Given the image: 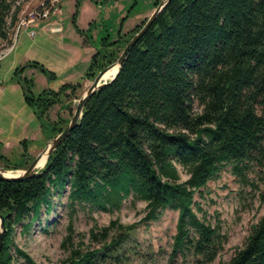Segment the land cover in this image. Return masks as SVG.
I'll list each match as a JSON object with an SVG mask.
<instances>
[{"label":"trees","instance_id":"16d2710c","mask_svg":"<svg viewBox=\"0 0 264 264\" xmlns=\"http://www.w3.org/2000/svg\"><path fill=\"white\" fill-rule=\"evenodd\" d=\"M16 4L0 0L5 42L18 23ZM159 4L156 0L155 7ZM146 22L131 36L120 33L115 41H102L82 82L36 95L34 79L23 77L26 70H37L51 82L56 74L37 62L17 68L18 83L45 136L67 127L49 126V111L116 63ZM22 145L26 152L27 143ZM255 162L264 164V0H171L117 77L86 103L78 125L49 156L41 176L0 179V213L9 215L0 264L13 262V227L38 220L44 207L51 210L54 194L67 190L71 207L109 214L120 212L131 198L142 201L144 223L159 220L166 210L178 212L173 255L211 264L226 238L220 224L199 217L203 210L195 198L226 168L245 177ZM260 198L264 204V190ZM133 228L113 221L100 236ZM116 240L99 251L73 250L67 264H96ZM15 253L23 264H42L21 249ZM225 264H264V215Z\"/></svg>","mask_w":264,"mask_h":264},{"label":"rangeland","instance_id":"374dc122","mask_svg":"<svg viewBox=\"0 0 264 264\" xmlns=\"http://www.w3.org/2000/svg\"><path fill=\"white\" fill-rule=\"evenodd\" d=\"M42 2L17 0L20 12L10 42L0 38V168H8L10 171H7L14 174L26 170L48 142L61 134L52 136L50 133L52 138L43 134L41 123L18 83L17 68L37 62L56 74L57 78L51 82L37 70H26L23 77L34 79L36 95L44 89L59 90L63 84L82 82L102 41H115L120 33L130 35L156 9V0H63L60 14L53 19L58 27L41 30L32 26L31 30L36 33L32 39L28 34L30 30L24 27L19 30V26L21 20ZM90 25L92 28L88 31ZM90 48H94L92 55ZM92 83L84 81L75 98L63 96L62 102L49 111L45 122L49 126L57 122L67 126ZM23 142L27 143V153ZM16 167L21 169L11 170ZM179 169L182 179L186 180L185 171ZM262 190L264 164L255 162L245 177L226 168L196 196L195 201L203 210L198 213L199 217L213 226L220 224L221 234L226 238L211 264L230 262L236 251L244 246L253 227L264 215ZM68 197V190L55 193L49 212L44 207L38 220L30 218L13 227L12 264H23L16 256V248L37 263L67 264L73 250H103L113 239H117L116 246L110 252L101 253L96 264H195L193 258L172 253L178 212L166 210L159 220L144 223L146 204L142 201L134 202L131 198L120 212L109 214L91 210L89 206L73 208ZM113 221L134 228L120 232L113 229L108 236H100ZM29 223V229L25 230ZM93 231L96 238H93Z\"/></svg>","mask_w":264,"mask_h":264},{"label":"water","instance_id":"95a60500","mask_svg":"<svg viewBox=\"0 0 264 264\" xmlns=\"http://www.w3.org/2000/svg\"><path fill=\"white\" fill-rule=\"evenodd\" d=\"M170 1L171 0H162V2L158 5V7L155 9L152 15L149 17V19L147 20L143 28L131 39V41L125 47L124 51L120 55L117 62L108 66L96 76L92 85L89 87L87 92L79 100L75 114L72 120L69 122V124L65 128V130L61 134L57 135L54 139L49 141L45 149L34 159L31 165L26 170L22 171L19 175L7 176L6 173H8V171L4 168H0V179L1 180L6 181V182H19V181H24V180H28V179L41 176L42 169L39 170L38 168L40 166V163L44 155H47V160H48L49 156L65 142V140L69 137V135L72 133V131L76 128L79 121L81 120L83 110H84L86 103L92 98V96L98 90H100L103 86L107 85L108 83H110L117 77L120 71V68L124 64L127 56L130 54L133 48L137 45V43L141 40V38L149 31V29L152 27L155 20L159 16V14L164 10V8L168 5ZM114 67H118V71L116 75L109 81H106L104 79L105 75L110 70H112ZM8 219H9V215L3 216L0 213V254L3 249L4 238L7 232L6 221Z\"/></svg>","mask_w":264,"mask_h":264},{"label":"built area","instance_id":"2783aa9c","mask_svg":"<svg viewBox=\"0 0 264 264\" xmlns=\"http://www.w3.org/2000/svg\"><path fill=\"white\" fill-rule=\"evenodd\" d=\"M61 2L62 0H43L39 7L33 9L24 19L21 20L19 30L21 27L30 30L28 32L29 37L34 39L36 33L34 29L31 30L32 26L38 27L43 22L51 19L52 16L60 14Z\"/></svg>","mask_w":264,"mask_h":264},{"label":"bare ground","instance_id":"6f19581e","mask_svg":"<svg viewBox=\"0 0 264 264\" xmlns=\"http://www.w3.org/2000/svg\"><path fill=\"white\" fill-rule=\"evenodd\" d=\"M117 71H118V67H114L112 70H110L106 75H105V77H104V79L106 80V81H109L110 79H112L115 75H116V73H117ZM46 163H47V155H44V157H43V159H42V161H41V163H40V166H39V170L40 169H43L44 167H45V165H46ZM21 172H18L17 174L15 173H11V172H8V173H6V175L7 176H16V175H19Z\"/></svg>","mask_w":264,"mask_h":264},{"label":"crops","instance_id":"0c3cea01","mask_svg":"<svg viewBox=\"0 0 264 264\" xmlns=\"http://www.w3.org/2000/svg\"><path fill=\"white\" fill-rule=\"evenodd\" d=\"M54 17H58V16H52L51 19H49L46 22H43L42 24H40L41 26H38L37 28H39L41 30H46L50 26H54L55 28H57L58 27V22L57 21H53ZM90 49H91V55H92L94 48H90Z\"/></svg>","mask_w":264,"mask_h":264}]
</instances>
